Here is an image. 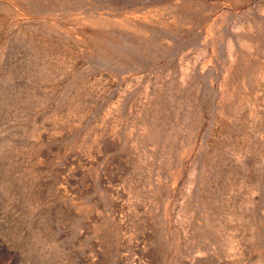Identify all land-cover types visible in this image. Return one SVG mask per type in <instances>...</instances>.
<instances>
[{"label":"rangeland","instance_id":"rangeland-1","mask_svg":"<svg viewBox=\"0 0 264 264\" xmlns=\"http://www.w3.org/2000/svg\"><path fill=\"white\" fill-rule=\"evenodd\" d=\"M0 264H264V0H0Z\"/></svg>","mask_w":264,"mask_h":264}]
</instances>
